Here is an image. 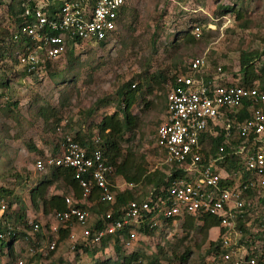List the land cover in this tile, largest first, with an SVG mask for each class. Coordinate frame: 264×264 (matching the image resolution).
<instances>
[{
    "label": "rangeland",
    "instance_id": "rangeland-1",
    "mask_svg": "<svg viewBox=\"0 0 264 264\" xmlns=\"http://www.w3.org/2000/svg\"><path fill=\"white\" fill-rule=\"evenodd\" d=\"M1 1L0 29H3L10 23L7 11L10 0ZM43 1L49 3L52 0ZM230 1L127 0L113 38L103 44L91 42L76 46L72 57L77 59L70 67L68 57L61 56L51 63L48 73L40 75L25 74L18 62L6 53V47L0 45V82L6 83L0 84V186L12 189L13 194L20 197L29 220L38 221L44 235L38 239L43 246V255L36 249L29 251L28 241L22 239L12 245V252L19 251L28 264H95L102 259L117 260L118 254L110 246L90 255L70 249L74 240L69 237L61 239L52 232L54 236H49L54 225L50 221L51 213L42 211L40 200L36 205L32 204L29 195L38 179L44 175L49 177L52 170L36 171L35 159L56 152L65 135L73 136L77 131L85 135L88 128L96 132L101 117L115 111L116 90L124 82L142 80L144 75L163 74L165 80L161 85L152 81V91L144 95V100L152 101V105L145 107L140 97L133 104L131 111L138 115L139 122L133 133L125 134L129 140L123 141L122 147L125 150L131 146L142 154L150 169H165L163 151L156 147L153 135L165 113L166 85L175 75L184 72L188 60L204 54L210 72L221 66L223 74L234 82H239L242 76L239 70L241 51L257 49L256 69L264 64V53L260 54L264 51L262 0H251L247 4L244 13L250 20L247 27H240L231 12L219 16V5ZM195 24L199 26L200 35H195L194 42H185L184 32L192 34ZM254 82L259 86L258 81ZM98 100L103 101L95 113L82 121L81 112ZM4 102H15L16 105L10 104L7 108ZM44 106L57 112L59 122L42 119L38 112ZM260 107L264 111V103ZM118 182L123 184L121 179ZM53 192L66 194L68 188L61 181H54L46 186L43 194L48 196ZM88 212L92 222L95 213ZM263 213L264 200H259L240 219L241 227L232 234V240L245 246L249 232L257 228ZM160 227L162 230L148 236L138 234L134 248L131 251L124 249V253H140L143 264H150L154 259L158 264H230L221 259V247L220 253L215 255L213 247L205 240L201 241L197 228H192L186 235L187 230L180 221ZM74 230L78 235L82 228ZM208 234L214 236L215 229L210 228ZM49 237L56 240L52 251H46ZM185 247L191 251L187 261L183 262L178 256ZM3 250H7L6 242ZM17 256L18 252L13 258ZM5 258L4 253L2 259Z\"/></svg>",
    "mask_w": 264,
    "mask_h": 264
},
{
    "label": "built area",
    "instance_id": "built-area-1",
    "mask_svg": "<svg viewBox=\"0 0 264 264\" xmlns=\"http://www.w3.org/2000/svg\"><path fill=\"white\" fill-rule=\"evenodd\" d=\"M61 1L59 9L51 15L44 10L48 3L43 0H36L33 6L27 4L22 16L30 17L31 22L21 23L12 34V40L25 35L31 41V46L17 55L18 64L29 75L44 74L45 60L65 56L69 42L79 46L113 38L127 0ZM193 33L198 37L199 28L194 27ZM259 102H264V91L257 85L242 86L228 81L221 66L210 72L204 54L189 59L184 72L166 85L165 113L153 135L156 147L164 152V163H174V168L183 173L170 178L160 188L163 194L153 202L149 197L128 201L121 206L117 218L112 217L109 208L95 213L91 222L88 210L78 206L88 203L94 188L99 192L98 200L115 202V191L110 188H118L114 166L107 162L100 138L93 136L94 147L88 150L73 136L65 135L58 152L45 154L34 162L35 170L40 172L55 167L73 168L74 178L82 189L80 198L72 193L65 195V209L50 214L54 225L49 236L57 235L60 228L73 220L67 236L74 240L70 244L72 250L77 243L99 245L103 236L124 229L127 232L121 236V245L130 248L137 238L143 212L151 211L152 207L156 218L190 214L196 217L197 224L201 223L202 215L208 214L218 218V225L224 230L220 237L223 250L220 257L224 262L264 264V213L257 228L249 232L245 246L232 240L238 221L264 198V112ZM245 104L247 116L240 119L236 115ZM221 134L223 139L210 152L212 139ZM227 147L231 149L229 154L225 152ZM231 157L241 164L240 169L228 170L224 166ZM248 190H254V195H248ZM14 208L15 203L9 205L5 197H0V243L9 241L21 229L20 225H13ZM30 221L31 231L41 229L38 221ZM98 221L100 226L90 229ZM75 227L82 228L78 235ZM26 239L25 236L22 240ZM47 242V249L55 248V239L49 237ZM35 249L43 252L42 245ZM28 250L33 251L31 247ZM0 264L28 263L18 256L11 263L1 257Z\"/></svg>",
    "mask_w": 264,
    "mask_h": 264
},
{
    "label": "trees",
    "instance_id": "trees-1",
    "mask_svg": "<svg viewBox=\"0 0 264 264\" xmlns=\"http://www.w3.org/2000/svg\"><path fill=\"white\" fill-rule=\"evenodd\" d=\"M2 1L0 0V3ZM36 0H10L7 3V11L8 16L10 18V23L7 28L0 29V45L6 47V52L8 55L12 56V59L18 62L17 55L23 51H26L31 46V41L25 35H20L17 40H12V34L21 23L26 24L31 22L30 17H23L22 14L27 4H31L32 6L35 5ZM251 2V0H231L225 4L219 5V16H223L226 13H233L234 19L238 21V25L240 27H247L250 23V20L244 16L246 11L247 4ZM62 1L55 0L54 2L48 3L44 10L48 15H51L53 12L59 9ZM262 4L264 5V0H262ZM125 10V5L121 8V17H123V13ZM194 27H198V25H194ZM51 33H55L52 31ZM185 42H194L195 35L194 33L190 34L188 32H184L183 34ZM107 39L101 40L99 43L103 44L106 42ZM77 45L73 44V42H69L67 46V50L65 55L68 57V66L70 67L71 63L76 60L77 58H73V48ZM15 53V55H14ZM264 53V51H261ZM259 55V51L257 49L251 51H241L239 55V70L242 74L241 80L236 82L242 86H252L254 85V81H258L259 89H264V64H262L259 69H256L255 66V58ZM191 59V58H190ZM54 60L47 59L45 60V72L48 73L51 63ZM187 65V63H186ZM186 69V68H185ZM25 74L27 72L22 68ZM29 75V74H28ZM174 77L172 78V80ZM165 80L163 74H152L149 77L144 75L142 80L133 81L128 80L121 84L118 89L116 90V109L110 114H104L99 122L96 124L97 131L92 132L91 129H87V134H82L80 131L75 132L73 138L78 141L81 146L86 147V149L90 150L93 148V136L97 135L100 138V146L103 151L104 156L107 159V162L114 166V173L115 175H120L123 180L127 184H131V187L125 188L123 190H119L114 186L110 187L112 190L115 191V202L110 204L107 201L98 200L99 192L96 188L93 189V192L88 196L89 201H93L97 199L96 205L87 206L85 203H80V206L83 209L89 210L91 212H105L107 209L111 208L112 210V217L117 218L121 214V206L125 205L130 200L140 201L144 197H149L151 201L155 200V198L163 194L160 191V188L165 186L168 180L175 175H180L183 171L179 169H175L176 165L174 163L168 164L164 163V167L171 172L168 174L167 170L162 168H153L150 169L148 163L144 159L142 154H138L131 146L125 148L122 147V143L125 140H129V137H126L125 134L127 132L133 133V130L136 128L139 122L138 115L132 113L131 108L133 104L136 102L137 97H140L142 101H144L145 107L152 105V101L144 100V95L146 93H150L152 91V81L156 83V85L160 86L162 81ZM0 84H6L5 82H0ZM166 101V94L164 96ZM103 100H98L95 105L88 107L84 112H81L82 117L85 121L86 118L91 117L99 105L102 103ZM264 103V102H261ZM258 103L259 106L261 104ZM5 107H9V105H16L15 102H4ZM247 104L241 108L236 115L238 118H243L247 116L246 110ZM166 109V103H165ZM264 112V111H263ZM38 114L42 117L45 122H48L49 119H52L53 122H59V117H57V112L54 111L51 107H40ZM159 124V123H158ZM157 124V125H158ZM155 133V131H154ZM88 135V136H87ZM223 139L222 134L211 141V148L210 152H213L216 145ZM59 150V148H58ZM56 150V152H58ZM230 148H225L226 153H230ZM53 152V153H56ZM164 153V152H163ZM206 155V152H205ZM228 158V157H227ZM224 166L228 170L232 169H240L241 164L237 162L236 158L231 157ZM54 181H61L64 186L67 188H71L73 190V195L77 198L82 196V189L79 186L78 181L74 178V170L71 167H55L52 169V172L49 177L46 175L42 176L36 182L35 186L30 190V202L36 205L37 200H40L42 204V211L44 213H52L55 210H64L65 205V193L61 194H53L51 193L48 196H44L43 191L45 190L46 186ZM147 185V186H146ZM139 188H142L143 191L141 192ZM255 193L254 190H248L247 194L253 196ZM0 197H5L9 202V205L15 203V208L12 211V215L14 216L13 225H20L21 229L16 230L15 234L10 236L9 241L6 242L7 250L4 252L3 244L4 242L0 243V258L5 253L7 257V263H11L14 261V252H12V243L18 237L23 239L25 236L27 237V241L29 243V247L35 249L40 242L37 241L42 234L40 230L37 232L31 231L32 225L30 224V220L26 214L25 204L20 199L19 196L13 194L12 189H7L0 186ZM260 200H264L261 198ZM95 206V207H94ZM155 209L152 207L151 211L143 212L142 221L137 228V231L144 234L150 235L156 232V230H162L160 227V222L162 224H171L174 219L178 217H158L155 216ZM111 217V218H112ZM183 221H181L180 225L183 229L187 230L186 235L192 228H197V233L201 235V241L206 239V233L208 229L212 226H216L219 224V219L215 216L204 214L201 217V223L196 227L195 226V219L196 217L190 214H184L181 216ZM30 221V222H29ZM156 221V222H155ZM155 222V223H154ZM74 221L71 220L67 223V226L64 228H60L57 235L58 238L61 239L68 236V233L73 226ZM240 220L237 223V227H241L239 225ZM90 229L92 227L100 226V222H96L90 225ZM24 228L26 231H23ZM161 228V229H160ZM224 230L221 229V232ZM127 229L121 230L120 232H115L114 234H107L101 238V242L99 245H89L87 243H77L75 245V250H81L82 252L90 255H94L99 251H103L109 244L113 245L116 253L118 254V258L115 261L102 259L95 264H143V260L140 258L142 257L138 252H130L125 254L124 249L121 245V236L126 235ZM44 237V235H43ZM57 238V240H58ZM199 245V244H198ZM197 245V246H198ZM210 247H213V252L215 255L220 253V245L217 241H211L209 243ZM22 249V248H21ZM53 249H47L46 251H52ZM190 248L185 247L184 251L178 256L179 260L186 262L187 257L190 253ZM39 255H43L44 252H38ZM18 256L20 253L18 251ZM17 256V257H18ZM150 264H158L157 259L151 260ZM202 264V263H200Z\"/></svg>",
    "mask_w": 264,
    "mask_h": 264
},
{
    "label": "crops",
    "instance_id": "crops-1",
    "mask_svg": "<svg viewBox=\"0 0 264 264\" xmlns=\"http://www.w3.org/2000/svg\"><path fill=\"white\" fill-rule=\"evenodd\" d=\"M55 0H52L51 2H54ZM61 1V0H60ZM50 3V2H49ZM226 77V79L228 80V81H234L233 79H231L229 76H227V75H225V74H223V77ZM164 154V153H163ZM118 179H121L122 181H123V184L121 185L119 182H118ZM116 182H117V185H118V189L119 190H123V189H125V188H128V187H131L129 184H127L124 180H123V178L121 177V176H119V175H116ZM36 184V183H35ZM35 184H34V186H35ZM70 193H72L73 194V190L69 187L68 188V193H66V195L67 194H70ZM53 194H61V192L60 193H57V192H53ZM96 203H97V201H96V199L95 200H93V201H89L88 200V203L86 204L87 206H93V205H96ZM94 213H97V212H94ZM183 218L182 217H179V218H177V219H174L173 221H180V223H181V221H183L182 220ZM36 221V220H35ZM50 221H52V218H51V220ZM49 224H50V222H49ZM160 224H162L161 222H160ZM197 223H195V225H196ZM200 223H198V225H199ZM75 228H78V227H75ZM210 228H212V229H215V234H214V236H209V234H208V231H207V233H206V239H205V242H207V244L209 245V243L211 242V241H217V240H219L220 239V237H221V228L219 227V225H216V226H212V227H210ZM209 228V229H210ZM161 229V228H160ZM208 229V230H209ZM159 230V229H158ZM138 234L139 235H141L142 233H140V232H138L137 231V238H136V240L134 241V243H133V245L130 247V248H123V249H127V250H132V248H134V246H135V242L137 241V239H138ZM148 236V235H147ZM220 241V240H219ZM109 246L113 249V251L115 252V249L113 248V245L112 244H109ZM106 250H107V247L105 248Z\"/></svg>",
    "mask_w": 264,
    "mask_h": 264
},
{
    "label": "clouds",
    "instance_id": "clouds-1",
    "mask_svg": "<svg viewBox=\"0 0 264 264\" xmlns=\"http://www.w3.org/2000/svg\"><path fill=\"white\" fill-rule=\"evenodd\" d=\"M12 245H14L13 243H12ZM41 245V244H40ZM18 252V251H17Z\"/></svg>",
    "mask_w": 264,
    "mask_h": 264
}]
</instances>
